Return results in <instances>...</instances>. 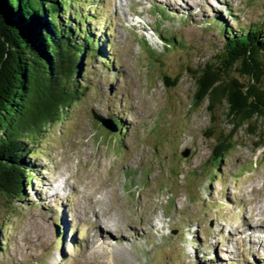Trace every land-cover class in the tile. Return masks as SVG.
<instances>
[{"label": "rangeland", "instance_id": "rangeland-1", "mask_svg": "<svg viewBox=\"0 0 264 264\" xmlns=\"http://www.w3.org/2000/svg\"><path fill=\"white\" fill-rule=\"evenodd\" d=\"M93 4L112 66L87 61L89 90L32 145L26 194L0 193V264H264L262 134L241 128L211 161L233 125L224 106L194 104L193 73L222 48L211 19L264 29V0Z\"/></svg>", "mask_w": 264, "mask_h": 264}, {"label": "trees", "instance_id": "trees-1", "mask_svg": "<svg viewBox=\"0 0 264 264\" xmlns=\"http://www.w3.org/2000/svg\"><path fill=\"white\" fill-rule=\"evenodd\" d=\"M91 2L0 0V193L14 200L24 197L36 176L30 159L39 153L31 152L32 145L89 90L84 85L87 61L112 66V26L106 33L91 28L90 23L104 22L98 18L102 7ZM211 21L220 30L222 48L193 72L194 104L208 102L210 111L224 106L233 125L216 138L210 159L220 164L241 128L261 133L264 140V127H253L255 121L264 123V29L235 30L222 19ZM162 38L170 47L181 44L174 36ZM115 127L124 129L121 123Z\"/></svg>", "mask_w": 264, "mask_h": 264}, {"label": "water", "instance_id": "water-1", "mask_svg": "<svg viewBox=\"0 0 264 264\" xmlns=\"http://www.w3.org/2000/svg\"><path fill=\"white\" fill-rule=\"evenodd\" d=\"M96 119L98 120V121H100L101 123H102V125L104 126V127H106L107 129H109V130H111V131H113V132H116V127L114 128L113 127V124H110L108 121H106V120H104L103 118H100V117H97L96 116Z\"/></svg>", "mask_w": 264, "mask_h": 264}, {"label": "bare ground", "instance_id": "bare-ground-1", "mask_svg": "<svg viewBox=\"0 0 264 264\" xmlns=\"http://www.w3.org/2000/svg\"><path fill=\"white\" fill-rule=\"evenodd\" d=\"M106 222L111 223V224L113 225V223L110 222V221H106ZM263 226H264V225H263ZM98 229H99V228H98ZM100 231H101V228H100ZM102 232H103V231H102ZM100 235H101V234H100ZM98 241H99V242H102V238L99 237ZM91 244H92V241H91ZM91 244H90V245H91ZM111 244H112V243H111ZM103 245H104V244H103ZM98 246H102V245H100V244H95V245H94L95 248H98ZM114 246L117 247V244H115ZM108 247H110V246L108 245ZM115 247H114V248H115ZM104 249H105V248H104ZM92 250H93V249H92ZM95 251H96V249H95ZM104 252H105V251L103 250L102 252H99V253H102V254H103ZM113 263L115 264V263H116V260H114Z\"/></svg>", "mask_w": 264, "mask_h": 264}]
</instances>
